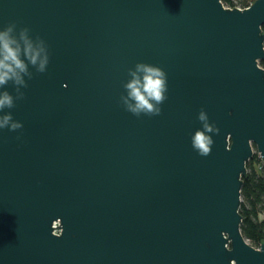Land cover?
Segmentation results:
<instances>
[{"label":"water","instance_id":"obj_1","mask_svg":"<svg viewBox=\"0 0 264 264\" xmlns=\"http://www.w3.org/2000/svg\"><path fill=\"white\" fill-rule=\"evenodd\" d=\"M13 22L49 63L4 110L23 127L0 129V264H264L239 212L264 163V0H0ZM140 62L166 73L159 115L120 100Z\"/></svg>","mask_w":264,"mask_h":264},{"label":"clouds","instance_id":"obj_2","mask_svg":"<svg viewBox=\"0 0 264 264\" xmlns=\"http://www.w3.org/2000/svg\"><path fill=\"white\" fill-rule=\"evenodd\" d=\"M49 63V54L44 41L39 37H31L27 27L17 30V25L9 23L0 28V89L11 82L15 88V97L7 90L0 91V129L16 131L23 127L22 123L13 119L11 112L5 109L15 107L16 100L24 98L21 88H26L25 77L32 78L33 73H43ZM129 79L124 88L126 95L120 100L127 111L139 117L159 115L160 105L167 98V76L163 69L148 63H137L135 70H129ZM198 120L202 128L191 136L192 147L202 156L210 153L212 140L206 133H214V124H210L206 112H199Z\"/></svg>","mask_w":264,"mask_h":264},{"label":"trees","instance_id":"obj_3","mask_svg":"<svg viewBox=\"0 0 264 264\" xmlns=\"http://www.w3.org/2000/svg\"><path fill=\"white\" fill-rule=\"evenodd\" d=\"M253 1L242 2V6L246 7ZM221 2L229 7L235 6L233 0H221ZM262 30L264 32V24ZM259 63L264 67V60ZM259 163L262 164L264 173V163L257 153H254L246 163L247 172L242 177V201L239 208L242 216L241 233L253 247L264 243V174H260L256 169Z\"/></svg>","mask_w":264,"mask_h":264},{"label":"rangeland","instance_id":"obj_4","mask_svg":"<svg viewBox=\"0 0 264 264\" xmlns=\"http://www.w3.org/2000/svg\"><path fill=\"white\" fill-rule=\"evenodd\" d=\"M233 2H234V4H235V6H239V7H243L242 6V2H250V0H233ZM254 149V153H256V150H255V148H253ZM253 153V154H254ZM256 169L258 170V172L260 173V174H264L263 173V166H262V164L261 163H259V164H257L256 165ZM241 201H242V198H241Z\"/></svg>","mask_w":264,"mask_h":264}]
</instances>
